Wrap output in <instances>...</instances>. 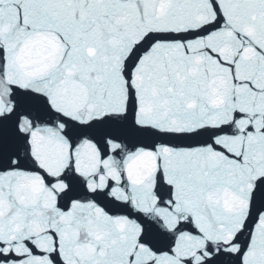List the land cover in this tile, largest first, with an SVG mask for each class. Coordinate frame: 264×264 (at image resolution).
<instances>
[{
  "label": "snow or ice",
  "instance_id": "obj_1",
  "mask_svg": "<svg viewBox=\"0 0 264 264\" xmlns=\"http://www.w3.org/2000/svg\"><path fill=\"white\" fill-rule=\"evenodd\" d=\"M0 264H264V0H0Z\"/></svg>",
  "mask_w": 264,
  "mask_h": 264
}]
</instances>
